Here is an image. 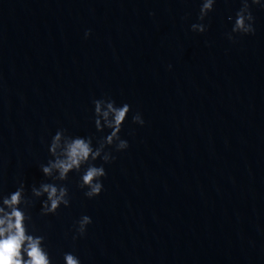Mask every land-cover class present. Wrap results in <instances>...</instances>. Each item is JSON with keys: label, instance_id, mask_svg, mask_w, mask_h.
<instances>
[{"label": "water", "instance_id": "water-1", "mask_svg": "<svg viewBox=\"0 0 264 264\" xmlns=\"http://www.w3.org/2000/svg\"><path fill=\"white\" fill-rule=\"evenodd\" d=\"M199 7L0 0V191L44 179L57 128L95 134L93 99L131 105L129 147L98 197L72 174L68 208L41 217L34 201L55 264L67 251L82 264H264V9H252L255 34L232 43L240 0H216L203 34L190 31ZM84 214L92 223L73 242Z\"/></svg>", "mask_w": 264, "mask_h": 264}, {"label": "clouds", "instance_id": "clouds-1", "mask_svg": "<svg viewBox=\"0 0 264 264\" xmlns=\"http://www.w3.org/2000/svg\"><path fill=\"white\" fill-rule=\"evenodd\" d=\"M215 4L216 0H200L197 22L191 24L190 31L196 34L207 31L204 21ZM254 8L264 9V0H240L238 10L227 17L231 28L225 35L230 42L235 43L238 36L255 34ZM88 35L86 31L85 38ZM168 67L171 69V65ZM92 105L91 123L95 134L73 135L57 128L47 141L49 159L39 166L44 179L28 189L21 180L13 191H0V264H55L46 236L33 222L30 210L34 201H40L41 217L54 216L61 207L68 208L70 195L65 182L72 174L78 176L76 187L83 191L85 198L98 197L104 187L105 166L115 161L114 153L128 149V141L121 137V131L128 122L131 105L117 104L111 97L93 99ZM130 122L139 127L145 124L140 112L132 113ZM91 223V217L86 214L74 222L70 229L73 242L86 235ZM61 261L82 264L75 251L63 252Z\"/></svg>", "mask_w": 264, "mask_h": 264}]
</instances>
